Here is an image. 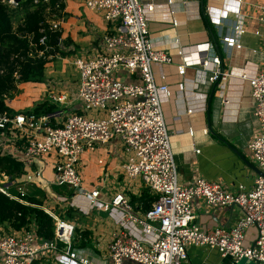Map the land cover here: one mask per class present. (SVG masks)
I'll return each mask as SVG.
<instances>
[{"label": "built area", "instance_id": "2783aa9c", "mask_svg": "<svg viewBox=\"0 0 264 264\" xmlns=\"http://www.w3.org/2000/svg\"><path fill=\"white\" fill-rule=\"evenodd\" d=\"M3 1L16 8L20 0ZM86 5L104 15L109 29L99 53L74 61L80 72L78 98L82 109L54 124L52 119L62 111L41 117L0 113V154L22 161L26 169L22 177L15 178L0 170V192L23 201L30 185L66 186L71 189V196H52L56 201L76 207L85 199L87 211L110 213L118 228L108 244L107 256L95 263L71 248L75 223L43 207L55 220L54 238L39 237L35 223L20 230L9 226L5 229L0 224V264H33L43 252H54L80 264H184L191 246L215 249L221 257H231L236 262L247 259L264 264V69L253 76L240 75L249 84L255 101L254 117L260 133L248 146L262 174L251 187L239 185L236 192L205 178L181 185L163 108V99L172 96V89L164 73L162 80H158L155 67L178 62L185 73L188 66L195 65L197 83L220 85L223 77L231 76L223 69L221 54L210 42L194 45L198 52L205 53L195 60L186 59V47L179 41H176L177 57L158 48L147 19V12L155 9L153 3L87 0ZM261 10L258 34L264 33V5ZM172 24L177 26L178 21ZM225 24L226 20L219 19L215 27L227 54L226 47H242L233 31H245L235 21L233 28L223 33ZM52 26L58 28L59 24ZM41 41L44 43L45 38ZM135 75L138 80L125 78ZM54 100L64 103L67 97L59 95ZM187 112L191 114L193 110ZM189 133L194 135L192 127ZM112 141H118L124 148L121 175L130 183L112 190L109 199H104L102 186L90 191L83 187V157ZM195 152L200 153V149ZM47 167L54 174L50 181L44 176ZM138 179L156 197L142 213L136 211L130 193L131 183ZM198 199H204L210 207L237 206L243 216L230 228L201 225L196 222L198 216L193 205ZM252 227L256 233L249 239L247 233ZM59 243L67 245L65 256L61 255Z\"/></svg>", "mask_w": 264, "mask_h": 264}, {"label": "crops", "instance_id": "0c3cea01", "mask_svg": "<svg viewBox=\"0 0 264 264\" xmlns=\"http://www.w3.org/2000/svg\"><path fill=\"white\" fill-rule=\"evenodd\" d=\"M86 1L63 0L65 8L62 10V16L53 23H58V27L62 29V37L59 39L63 43L61 48L69 53L57 55L47 63L42 82L19 84V93L15 98L7 100V104L18 113L25 114V111L34 109L43 101L55 105L56 112L62 111L54 122H60L67 115L81 111L83 105L78 98L80 72L74 61L77 57H89L99 53L103 36L109 29L104 15L87 7ZM172 1L168 3V0H142L144 4L155 5L153 11L147 12V19L156 46L176 56V41H179L186 47V59L195 60L198 55L205 53L198 52L194 45L210 42L222 56L223 69L231 73V76L223 77L220 85H209L207 82L195 81V65L188 66L185 73L178 62L155 67L158 80H162L161 74L164 73L172 89V96L163 99V108L171 131L179 183L186 186L198 178H205L223 185L232 192H236L239 185L251 187L262 171L248 145L260 133V126L254 117L255 101L250 86L240 75L247 73L253 76L264 69V33H257L261 31L259 16L264 0H207L206 12L212 21L216 36L208 30L201 16L202 0ZM219 19L226 20L223 33L233 28L235 21L245 31H233L237 42L242 45L241 48L226 47L228 52H224L225 45L215 27ZM174 20L178 21L177 26H173ZM125 78L138 80L136 75ZM213 91L215 93L212 96ZM59 95H66V102L59 103L54 100V97ZM188 109H192L193 113L188 114ZM190 127L194 129L193 136L189 133ZM196 149H200V153H196ZM124 155V148L118 141L107 143L96 152L85 153L82 167L83 187L90 191L102 186L104 199L108 198V193L112 190H119L118 186L124 180L121 175ZM100 159L103 160L102 164L99 163ZM44 176L47 181L53 178L51 167L45 169ZM135 183L131 186V199L132 195L141 196L146 188L139 179ZM38 189L45 192L43 207L50 208L59 217L75 223L77 231L71 248L95 263L102 262L107 256L112 234L118 228L110 213L97 209L87 211L85 199L80 200V205L76 207L70 206L69 202L62 204L56 201L52 196H71V189L66 186L30 185L27 190L31 193ZM133 205L137 212H144L142 203L136 202ZM193 205L198 216L196 222L207 227L221 225L230 228L243 216L242 210L237 206L210 207L204 199L195 200ZM57 206L62 207L61 211ZM1 225L7 228V225ZM83 231L89 232L87 245H82V241H87L82 237ZM255 233L256 229L250 228L248 238L252 239ZM59 246L62 253L60 254L64 255L67 245L59 243ZM239 262L231 257H221L215 249L191 246L189 258L184 264ZM33 264L80 262L68 257H59L54 252H43Z\"/></svg>", "mask_w": 264, "mask_h": 264}, {"label": "trees", "instance_id": "16d2710c", "mask_svg": "<svg viewBox=\"0 0 264 264\" xmlns=\"http://www.w3.org/2000/svg\"><path fill=\"white\" fill-rule=\"evenodd\" d=\"M206 1L202 0L201 16L205 26L216 36L206 12ZM64 8L63 0H20L16 8L0 0V113H18L7 104V100L19 93V84L42 82L47 63L57 55L69 53L61 48L63 43L59 39L62 29L53 28L49 22L52 15L57 18L62 16ZM43 38L44 43L41 41ZM56 109L49 101H43L24 113L41 117L55 113ZM52 123H55L54 119ZM0 170L12 178L22 177L26 173L25 164L11 155L0 154ZM45 198V192L40 189L25 195L23 201L11 199L0 192V223L15 230L35 223L39 237L53 239L55 220L43 208ZM155 199L148 188L139 197L132 195V202L142 203L143 211L148 210ZM68 212L70 216V210ZM81 234L87 239L82 241V245H87L89 232L83 231Z\"/></svg>", "mask_w": 264, "mask_h": 264}, {"label": "rangeland", "instance_id": "374dc122", "mask_svg": "<svg viewBox=\"0 0 264 264\" xmlns=\"http://www.w3.org/2000/svg\"><path fill=\"white\" fill-rule=\"evenodd\" d=\"M57 19V17H55V15H52V16H50V19H49V22H51V23H53V22H55V20ZM121 80H124L125 78L124 77H121L120 78ZM30 172H33V170H30ZM130 183V180H123L120 184H119V189H122L124 186H128V184ZM135 182H132L131 184L133 185ZM135 184H137V183H135ZM144 187V186H143ZM107 199H109V197L107 198ZM62 204H65V203H62ZM57 209L59 210V211H61V209H62V207L61 206H57ZM243 260V259H242ZM247 260V259H246ZM243 264V263H242Z\"/></svg>", "mask_w": 264, "mask_h": 264}, {"label": "water", "instance_id": "95a60500", "mask_svg": "<svg viewBox=\"0 0 264 264\" xmlns=\"http://www.w3.org/2000/svg\"><path fill=\"white\" fill-rule=\"evenodd\" d=\"M214 93H215V91H213L212 92V96L214 95ZM262 174V173H261ZM241 262H239V264H260V262H258V261H250V262H248V260H246V259H243V260H240Z\"/></svg>", "mask_w": 264, "mask_h": 264}]
</instances>
